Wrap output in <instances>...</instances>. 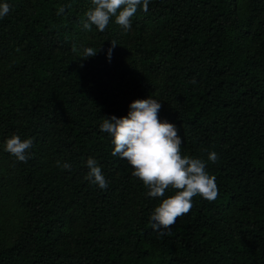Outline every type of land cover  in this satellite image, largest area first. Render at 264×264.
Returning <instances> with one entry per match:
<instances>
[{
    "label": "trees",
    "instance_id": "16d2710c",
    "mask_svg": "<svg viewBox=\"0 0 264 264\" xmlns=\"http://www.w3.org/2000/svg\"><path fill=\"white\" fill-rule=\"evenodd\" d=\"M4 2L0 264H264V0H149L127 32L84 29L91 0ZM149 97L218 186L164 235L150 214L176 190L149 197L99 130ZM11 135L32 139L26 163ZM89 157L105 189L84 179Z\"/></svg>",
    "mask_w": 264,
    "mask_h": 264
},
{
    "label": "clouds",
    "instance_id": "9594fccd",
    "mask_svg": "<svg viewBox=\"0 0 264 264\" xmlns=\"http://www.w3.org/2000/svg\"><path fill=\"white\" fill-rule=\"evenodd\" d=\"M148 5L149 0H91V7L83 13V27L91 31L95 26L97 31L103 32L114 18V22L127 32L131 29L132 17L138 8L147 12ZM10 10L7 2L0 3V19L6 17ZM64 11V7H60L57 14ZM116 46V42L112 41L107 50L109 59ZM83 51V59L97 53V49L91 47ZM161 106L160 101L150 97L133 100L128 105L126 116L103 118L99 130L111 137V154L128 163L132 169L131 175L143 182L149 197H164L166 190H176L174 195L162 199L150 214L153 230L164 235L178 217L190 212L193 197L214 201L218 196V186L215 176L206 171L205 161L181 154L182 138L175 124L159 119ZM32 144V139L22 140L18 135H11L4 142V150L16 161L26 163ZM217 160L215 152L208 153V161L215 163ZM56 163L58 167L71 168L69 163ZM85 166L88 171L84 179L105 189L107 181L97 160L89 157Z\"/></svg>",
    "mask_w": 264,
    "mask_h": 264
}]
</instances>
